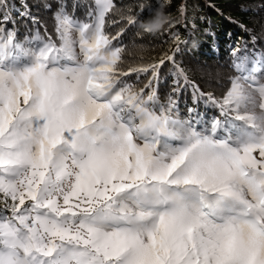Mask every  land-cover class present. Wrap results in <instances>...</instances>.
<instances>
[{"label": "snow or ice", "instance_id": "1", "mask_svg": "<svg viewBox=\"0 0 264 264\" xmlns=\"http://www.w3.org/2000/svg\"><path fill=\"white\" fill-rule=\"evenodd\" d=\"M54 2V35L27 4L43 35L20 39L0 17V264H264V54L233 48L218 97L176 61L178 35L125 69L124 30L106 28L136 25L131 9ZM185 86L217 114L181 118Z\"/></svg>", "mask_w": 264, "mask_h": 264}, {"label": "trees", "instance_id": "2", "mask_svg": "<svg viewBox=\"0 0 264 264\" xmlns=\"http://www.w3.org/2000/svg\"><path fill=\"white\" fill-rule=\"evenodd\" d=\"M45 3H51L52 8H45ZM117 3L125 11L131 9L137 16L134 26H128L119 16H110L119 22L106 28L112 35L124 30L119 40L114 41V44L126 46L122 68L158 60L163 53L177 47L174 37L178 35L180 51L176 54V61L201 90L219 97L228 89L230 78L236 75L231 55L233 48L239 46L248 54H264V0H117ZM24 4H27L31 15L38 18L49 33H53V13L57 8L54 0H0V17L8 16L14 21V24L8 23L7 28L18 29L20 39L34 35L35 28H40L43 35L44 28L40 24L34 26L31 19L21 15L25 11ZM161 4L165 5L163 10L168 23L155 35L142 32L138 27L139 21L154 15ZM141 5L145 9L140 13ZM76 15L83 18L84 10L78 8ZM159 75L158 95L161 102L167 103L168 94L175 87L172 65L166 62ZM147 78L142 75L137 82L136 75L132 74L126 79L142 87ZM192 92L190 86H185L178 95L181 118L188 115L189 108L197 109L206 117L217 114L215 109L205 107L203 99L194 102ZM172 94L174 97L177 95Z\"/></svg>", "mask_w": 264, "mask_h": 264}, {"label": "clouds", "instance_id": "3", "mask_svg": "<svg viewBox=\"0 0 264 264\" xmlns=\"http://www.w3.org/2000/svg\"><path fill=\"white\" fill-rule=\"evenodd\" d=\"M164 6V4H161V7L155 11L154 15L146 20L139 21L138 27L142 32L155 35L164 28L165 24L168 23V16L163 10Z\"/></svg>", "mask_w": 264, "mask_h": 264}, {"label": "rangeland", "instance_id": "4", "mask_svg": "<svg viewBox=\"0 0 264 264\" xmlns=\"http://www.w3.org/2000/svg\"><path fill=\"white\" fill-rule=\"evenodd\" d=\"M258 7H259V5H258Z\"/></svg>", "mask_w": 264, "mask_h": 264}]
</instances>
